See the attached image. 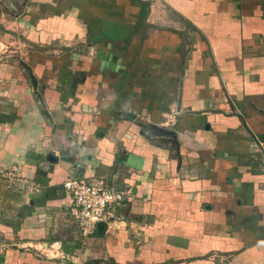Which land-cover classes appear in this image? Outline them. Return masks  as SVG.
I'll use <instances>...</instances> for the list:
<instances>
[{"label": "crops", "instance_id": "1", "mask_svg": "<svg viewBox=\"0 0 264 264\" xmlns=\"http://www.w3.org/2000/svg\"><path fill=\"white\" fill-rule=\"evenodd\" d=\"M0 264H264V0H0Z\"/></svg>", "mask_w": 264, "mask_h": 264}, {"label": "built area", "instance_id": "2", "mask_svg": "<svg viewBox=\"0 0 264 264\" xmlns=\"http://www.w3.org/2000/svg\"><path fill=\"white\" fill-rule=\"evenodd\" d=\"M3 177L9 186L36 189V186L19 176L15 166L8 168ZM63 186L72 200L69 214L84 237L91 236L100 224L119 219L120 208L131 196L129 191L121 190L103 177L92 180L73 178Z\"/></svg>", "mask_w": 264, "mask_h": 264}, {"label": "water", "instance_id": "3", "mask_svg": "<svg viewBox=\"0 0 264 264\" xmlns=\"http://www.w3.org/2000/svg\"><path fill=\"white\" fill-rule=\"evenodd\" d=\"M99 56L101 57V59H103V61H108L109 63H111V62H113L114 61V59H113V57L109 60V57L108 58H106V56L104 55V53H99ZM107 59V60H106ZM106 62L104 63V64H106ZM106 66V65H105Z\"/></svg>", "mask_w": 264, "mask_h": 264}]
</instances>
